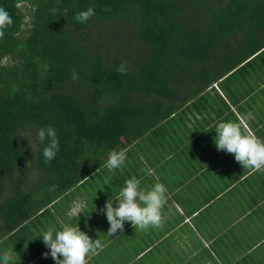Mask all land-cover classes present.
<instances>
[{
  "label": "trees",
  "instance_id": "trees-1",
  "mask_svg": "<svg viewBox=\"0 0 264 264\" xmlns=\"http://www.w3.org/2000/svg\"><path fill=\"white\" fill-rule=\"evenodd\" d=\"M0 7L14 21L0 40V219L6 233L51 202L49 196L32 208L31 192L48 185L57 186L55 195L66 191L93 167L82 159L87 152L117 150L119 135L138 137L179 106L174 101L186 93L174 85L211 78L215 62L227 73L236 62L227 50L264 47V0H0ZM88 7L95 15L81 24L75 14ZM98 33L103 41L93 38ZM112 55L123 58L113 62ZM181 59L198 62L193 71L202 76L175 78L191 71L182 65L173 72ZM122 63L126 74L117 71ZM48 126L57 131L59 151L45 163L48 141L32 152L23 134L35 139ZM32 170L45 174L46 184L25 185L24 174Z\"/></svg>",
  "mask_w": 264,
  "mask_h": 264
},
{
  "label": "crops",
  "instance_id": "crops-1",
  "mask_svg": "<svg viewBox=\"0 0 264 264\" xmlns=\"http://www.w3.org/2000/svg\"><path fill=\"white\" fill-rule=\"evenodd\" d=\"M226 53L236 61L227 73L215 62L211 78H188L174 85L186 93L174 101L179 106L138 137L118 136L117 151L127 154L122 168L109 172V153L89 152L86 160L93 167L51 205L7 233L0 219V255L10 252L14 264H55L50 255L44 257L49 249L39 235L78 224L105 245L89 264H264V171L244 169L214 144L221 121L243 120L248 133L264 140V47ZM226 80L231 86L224 85ZM133 122L138 125L139 120ZM92 158L100 160L94 163ZM149 168L152 175H147ZM133 176L144 189L157 182L166 186L162 227L140 230L125 222L123 233L110 237L106 215L98 210L108 199L115 206L125 181ZM99 184L104 190L95 191ZM77 209L83 211L79 217Z\"/></svg>",
  "mask_w": 264,
  "mask_h": 264
},
{
  "label": "clouds",
  "instance_id": "clouds-1",
  "mask_svg": "<svg viewBox=\"0 0 264 264\" xmlns=\"http://www.w3.org/2000/svg\"><path fill=\"white\" fill-rule=\"evenodd\" d=\"M95 15V9L88 7L86 10L75 14V19L81 23H87ZM14 23L11 14L0 7V40L4 38L5 30ZM117 71L126 74L128 68L122 63ZM193 74L191 75V77ZM196 77V75H194ZM73 74V79H76ZM178 84V83H177ZM251 112L247 113V119H253ZM214 144L217 150L232 154L235 161L244 169L264 171V140L254 134L248 133L243 120L239 122L221 121L215 127ZM27 138L32 152L40 151V145L48 143L43 147V158L45 163L56 158L59 151V138L54 127L40 128L36 132L35 139L30 138V133L23 134ZM127 159L126 150H112L108 154L106 167L109 172H114L124 166ZM143 171V169H142ZM153 170L147 169V175H152ZM57 186L53 185L51 190L55 191ZM167 188L163 183H155L150 189L141 187V180L135 176L125 181L119 192L115 206L113 201L107 200L102 209L98 211L105 214L109 223L107 235L116 237L123 233L125 222H129L134 229L147 230L150 227L160 228L163 224L162 210L167 204ZM83 213L77 209L75 215ZM39 237L43 244L49 249L43 253L47 258L49 255L55 264H89L92 256L99 255L105 245L100 239H93L87 232L82 231L77 225H64L60 230L49 228ZM2 264H14L15 258L10 252L0 255Z\"/></svg>",
  "mask_w": 264,
  "mask_h": 264
},
{
  "label": "rangeland",
  "instance_id": "rangeland-1",
  "mask_svg": "<svg viewBox=\"0 0 264 264\" xmlns=\"http://www.w3.org/2000/svg\"><path fill=\"white\" fill-rule=\"evenodd\" d=\"M21 8L24 9V6H26L25 3H20L19 4ZM26 20H28V18H26ZM27 27V26H25ZM93 38L96 40V42H99V41H103V38H102V35H100L99 33L97 35H93ZM104 48V47H102ZM110 52H113V53H118V55H121V56H132L133 55V52H129L127 50H108ZM107 52V50H106ZM121 56H116V55H112L111 58H109L111 61H115L113 59H121L123 57ZM195 63H198L196 62L195 60H192L190 63H186L184 62V59H181L179 62L177 63H173V72L176 73L178 71V69L182 66V65H185L187 68L188 67H191V71H186L185 74H181L182 72H178L176 77L175 78H179L180 80H184L185 79V76L187 74H193V75H200L202 76L201 74L197 73L196 71H193V68L195 69L196 68V64ZM212 63V61H211ZM211 63H204L206 65L208 64H211ZM193 64H195L193 66ZM136 83H141L143 81L142 77H140V75L137 76V78H135L134 80ZM180 83V82H179ZM228 83H230V81L226 80L224 81V85H227V86H231V83L230 85H228ZM105 99H102L100 104L101 105H104L102 102L104 101ZM86 158H90V155H89V152H87L82 159H86ZM94 159V163H96L97 161L100 160V158H92ZM22 173H20L21 175ZM25 180H26V183L25 185H28V186H37L38 184H46V178H45V174H41V173H38V172H35V171H29L27 173L24 174V177H23ZM98 188L95 189V191H97L98 189H101V190H104L103 188V185L102 184H99L97 186ZM45 190V191H44ZM38 191V192H37ZM37 191H33L31 192L32 195L30 197V202L32 203H36L37 201H43L46 199V197H49L51 198V202L53 201V199H55L58 195L54 194L52 191H51V187L50 185H48V188H44V189H38ZM90 191H93V190H90ZM33 200V201H32ZM51 205V204H49Z\"/></svg>",
  "mask_w": 264,
  "mask_h": 264
}]
</instances>
